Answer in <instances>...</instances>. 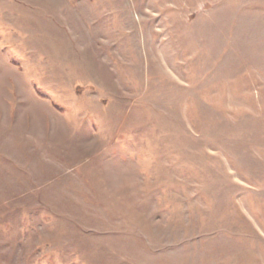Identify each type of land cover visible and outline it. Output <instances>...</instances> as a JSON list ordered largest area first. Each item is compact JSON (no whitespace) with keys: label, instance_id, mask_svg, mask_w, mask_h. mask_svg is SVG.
<instances>
[{"label":"rangeland","instance_id":"374dc122","mask_svg":"<svg viewBox=\"0 0 264 264\" xmlns=\"http://www.w3.org/2000/svg\"><path fill=\"white\" fill-rule=\"evenodd\" d=\"M0 264H264V0H0Z\"/></svg>","mask_w":264,"mask_h":264},{"label":"clouds","instance_id":"9594fccd","mask_svg":"<svg viewBox=\"0 0 264 264\" xmlns=\"http://www.w3.org/2000/svg\"><path fill=\"white\" fill-rule=\"evenodd\" d=\"M148 187L147 179L136 175L129 167L105 169L102 191L105 198L110 201H118L125 194L138 199Z\"/></svg>","mask_w":264,"mask_h":264}]
</instances>
